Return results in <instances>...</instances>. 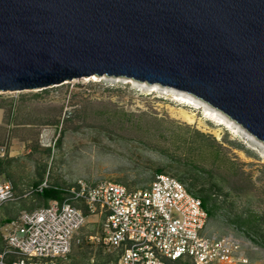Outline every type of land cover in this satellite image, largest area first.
I'll return each mask as SVG.
<instances>
[{"label": "rangeland", "instance_id": "374dc122", "mask_svg": "<svg viewBox=\"0 0 264 264\" xmlns=\"http://www.w3.org/2000/svg\"><path fill=\"white\" fill-rule=\"evenodd\" d=\"M11 99L13 115L9 105L0 106V180L11 181L22 198L0 205V237L13 227L7 220L45 202L24 195L36 181L111 180L133 189L163 168L210 196L208 235L238 243L246 264H264V142L217 107L185 90L115 75L0 93V101ZM180 109L195 114L196 123L174 117ZM238 216L256 219L240 228ZM98 225L79 229L74 239L81 242L60 259L109 264L116 250L90 238L99 237Z\"/></svg>", "mask_w": 264, "mask_h": 264}, {"label": "water", "instance_id": "95a60500", "mask_svg": "<svg viewBox=\"0 0 264 264\" xmlns=\"http://www.w3.org/2000/svg\"><path fill=\"white\" fill-rule=\"evenodd\" d=\"M92 75L188 91L264 142V0H0V93Z\"/></svg>", "mask_w": 264, "mask_h": 264}, {"label": "built area", "instance_id": "2783aa9c", "mask_svg": "<svg viewBox=\"0 0 264 264\" xmlns=\"http://www.w3.org/2000/svg\"><path fill=\"white\" fill-rule=\"evenodd\" d=\"M47 187L63 190L64 198L47 206L22 209L13 227L1 233L0 264H68L75 234L90 222L99 224L97 240L116 250L109 264H246L239 244L229 237L208 235L209 214L202 199L179 178L156 173L145 187L130 189L111 181L78 178L67 187L45 179L25 190V197ZM22 198L15 185L0 180V205ZM16 223L20 226L15 228Z\"/></svg>", "mask_w": 264, "mask_h": 264}, {"label": "trees", "instance_id": "16d2710c", "mask_svg": "<svg viewBox=\"0 0 264 264\" xmlns=\"http://www.w3.org/2000/svg\"><path fill=\"white\" fill-rule=\"evenodd\" d=\"M14 103H15V102H14V99H11L10 102L7 101V100H6V101H5V100H2V101H0V106L9 105V106H10V108H9V110H8V111H9V114H10V115H13ZM197 133H198L199 135H202V133H200L199 131H197ZM49 150H50V149H49ZM3 163H4L3 160L0 159V175L2 174V166H3ZM160 172H163V168H159V169L157 170V173H160ZM179 179H180V178H179ZM180 180H181V179H180ZM43 181H44V179L41 180V181H36V182H34L30 187H28V188L25 189V190H29V189L32 188V187H37V186H38L39 184H41ZM181 181H182V180H181ZM182 182H184V181H182ZM52 185H54V186L58 185V186H61V187H67V186L72 185V183H69V184H66V183H65V184L52 183ZM188 189H189V188H188ZM189 191H190L191 193H193L195 196H198L199 198L202 199L203 205H204V207L207 209L209 216H212V215L214 214V208H215V207H214V206H213V207H210V206H209L210 196L207 195V194H204V193H201L200 196H199L198 194L192 192L190 189H189ZM65 195H66V193H65L63 190H61V189H57V188H55V187H47V188H45L42 192L34 193V194H33L32 196H30V197L39 196V197H41L43 200H45V202L40 206V207H42V206H47V205L50 203V201H52V200H54V199H60V200H61L62 198L65 197ZM254 219H256V217H254V218L249 217V218H246V219H242L240 216H238V217H236L235 221H233V222H235V223L238 225V227L243 228V226H244L245 224H247L248 221H252V220H254ZM7 221H8V220H7ZM245 232L248 233V234L251 236V234H250V232H249L248 229H246ZM254 232H255L256 235H259V234H260V230H259V229H255ZM256 235H254V236H256ZM254 236H252L251 238L255 239ZM261 236H262V234H261ZM260 243H261V244H264V240L261 241Z\"/></svg>", "mask_w": 264, "mask_h": 264}, {"label": "bare ground", "instance_id": "6f19581e", "mask_svg": "<svg viewBox=\"0 0 264 264\" xmlns=\"http://www.w3.org/2000/svg\"><path fill=\"white\" fill-rule=\"evenodd\" d=\"M91 78H96V76L91 77ZM172 113H173V116L178 118V119H181V120L186 121V122L191 123V124L196 123V115L192 114L191 112H189L187 110L180 109L177 111H173Z\"/></svg>", "mask_w": 264, "mask_h": 264}, {"label": "crops", "instance_id": "0c3cea01", "mask_svg": "<svg viewBox=\"0 0 264 264\" xmlns=\"http://www.w3.org/2000/svg\"><path fill=\"white\" fill-rule=\"evenodd\" d=\"M11 182V181H10Z\"/></svg>", "mask_w": 264, "mask_h": 264}]
</instances>
